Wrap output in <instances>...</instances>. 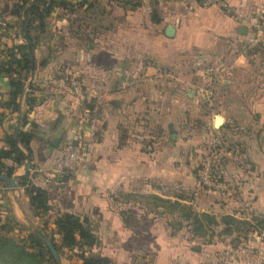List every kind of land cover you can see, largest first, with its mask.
<instances>
[{
  "label": "crops",
  "instance_id": "crops-1",
  "mask_svg": "<svg viewBox=\"0 0 264 264\" xmlns=\"http://www.w3.org/2000/svg\"><path fill=\"white\" fill-rule=\"evenodd\" d=\"M224 1L227 9L203 7L202 0H68L70 8L56 7L46 20L19 114L3 105L9 80L0 75V148L6 147L4 135L19 127L26 96L32 98V109L25 129L34 135L30 161L20 166L1 162L14 167L15 183L25 172L36 173L34 183L47 190L52 213L87 217L101 255L112 264H239L241 256L249 259L240 251L247 248L264 255V238L244 246L229 238L181 241L176 236L183 229L176 232L150 216L162 211L153 197L175 200V193L161 192V183L197 188L190 173V183H177L178 173L191 161V153L178 147L183 138L179 129L186 123L207 143L212 136L236 132L233 124L248 125L249 137L243 139L254 167L248 180L251 204L255 215L264 216V192L261 197L259 190L264 186V32L252 31L242 21L264 17V0ZM14 5L0 0V20L8 27L0 28V61L5 45L20 42ZM168 27L172 36L165 34ZM70 77L83 82L81 92L70 86ZM214 108L219 109L211 114ZM216 121L222 123L219 128ZM192 135L189 131L184 137L188 146L194 143ZM54 138H59L56 147ZM80 138L88 149L86 164L63 186L59 178L44 177L60 146ZM232 172L240 178L239 163ZM2 183L0 222L5 230L14 236H24L25 229L34 232L28 197ZM140 200L148 203L141 207V220L130 211ZM223 202L232 212L221 215L235 214L233 203ZM208 205L216 206L215 199Z\"/></svg>",
  "mask_w": 264,
  "mask_h": 264
},
{
  "label": "trees",
  "instance_id": "trees-1",
  "mask_svg": "<svg viewBox=\"0 0 264 264\" xmlns=\"http://www.w3.org/2000/svg\"><path fill=\"white\" fill-rule=\"evenodd\" d=\"M13 1L15 15L20 18L17 33L20 42H12L4 46L5 59L0 61V75H6L9 80V98L3 105L12 113L19 114L26 81L30 73L36 69L33 53L40 38L46 33V20L56 7L66 9L70 5L68 0L66 2L64 0ZM133 6L137 7L139 4ZM152 18L157 20L155 12L152 13ZM4 30L8 31L6 24ZM44 64L45 62H41L39 66ZM31 86L30 81L27 84L28 90ZM26 99H28L26 102L28 107L19 120V127H16L11 134L4 135L3 142L6 147L0 148V175L7 178H12L14 167L4 165L2 160H11L14 165L20 166L32 158L30 143L34 135L32 130L25 129L26 119L32 109L30 102L32 98L26 96ZM20 147L26 153H23ZM35 175L36 173L33 175L25 172L16 179V186L28 197L35 231L25 229L24 236L10 235L5 230L4 223L0 222V264H59L52 257L41 237L47 239L60 256L65 255L69 261L75 260V264H112L109 258L101 255L100 241L90 228L87 217L69 212H51L48 192L34 183ZM71 176L72 174L62 175L59 178V185L63 186ZM2 185L6 186L4 183ZM174 198L175 200L171 202L153 197L155 206L163 208L171 217L168 225L176 232L186 229L192 237L205 239L207 243L213 242L217 237L221 239L230 237L242 228L258 235L264 234L263 215L252 213L250 219L243 220L235 217V214L198 213L187 203L188 198L183 195H174ZM12 223L17 225L14 220Z\"/></svg>",
  "mask_w": 264,
  "mask_h": 264
},
{
  "label": "rangeland",
  "instance_id": "rangeland-1",
  "mask_svg": "<svg viewBox=\"0 0 264 264\" xmlns=\"http://www.w3.org/2000/svg\"><path fill=\"white\" fill-rule=\"evenodd\" d=\"M70 79V86L78 87V91L81 92V89L84 87L83 82L77 77H70ZM217 109L219 108L212 109V112L210 111L211 114H216ZM233 125H235L237 128L236 132L230 131L228 134L219 137L212 136L209 140V143H207V140L200 138V131L198 132L193 124L186 123L182 125L183 127H180L179 129L183 136L181 144L182 146L178 145V147L181 148L184 153H191V161L188 164L189 167L184 165L185 171L182 170L181 173H178L177 183L183 185L184 183H190L186 177L187 174L190 173L192 177L191 183H197V188L192 189V186L185 187V185L175 188L171 183H161V192L166 191L170 194L175 193V195H183L184 197L188 198V200H190V203L192 202L191 207L195 212L198 213H202V211H206L208 213L220 211L218 212L220 215L221 213H231L232 206H228L225 204V202H223L229 201L230 204L233 203L234 205L235 217L243 220L250 219L252 213L254 214L251 204L253 202L252 199L254 193L252 192L248 180L251 178L250 174L252 173V170H254V167L249 163L247 145L245 142L246 140L243 139V137H246V139L249 137V129L248 125L246 124ZM233 125H230L232 126L230 129H233ZM188 130L194 135V143L191 146H188L189 144L184 142V137H188ZM164 133L165 130H162L161 137H165L166 134ZM160 142L162 143L163 139ZM182 161H184V158H182ZM237 163H239L241 166V176L240 178L238 176L239 179L234 177L232 172L233 166ZM259 190L260 196L262 197L264 186L260 187ZM213 199L216 201V206L211 207L208 204L211 203ZM146 203V201L141 200L138 204L133 203V206H131L132 210H130L133 211V216L137 215L139 220H141L143 217L141 214L144 212L143 210L141 213V207H146ZM209 208H211V211H208ZM160 209H162L160 215L156 210H153L154 212H152L150 216L155 215L161 218L162 222L167 224V221H170L171 218L163 210V208ZM183 231L184 232H181V234L176 236V239H181V241H205V239L192 237L190 232L186 229ZM216 232H218V230ZM218 238L221 239L220 237H217V239ZM225 238H229V241H231L233 244L240 243L241 246H244L252 245L250 241H252L253 238H258L260 240L263 239L264 234L258 235L254 232L247 231L245 228H242L239 232L234 233V235ZM61 262L62 264H75L76 261H69L66 259V256L63 255L61 256Z\"/></svg>",
  "mask_w": 264,
  "mask_h": 264
},
{
  "label": "built area",
  "instance_id": "built-area-1",
  "mask_svg": "<svg viewBox=\"0 0 264 264\" xmlns=\"http://www.w3.org/2000/svg\"><path fill=\"white\" fill-rule=\"evenodd\" d=\"M203 7H220L222 9H227L224 0H202ZM244 25L250 30L257 33L264 32V17L263 15H251L244 17L242 19ZM5 23L0 20V28L4 29ZM78 91V87H73ZM88 158V149L86 144L80 139L75 140L73 143L60 146L57 156L48 171L44 173V177L49 179H58L64 174H73L78 169L82 168ZM16 188H18L16 186ZM19 189V188H18ZM246 249V248H245ZM242 252H247L249 259L243 258L239 259V264H264V255L260 250L254 248H247L246 250H241Z\"/></svg>",
  "mask_w": 264,
  "mask_h": 264
},
{
  "label": "water",
  "instance_id": "water-1",
  "mask_svg": "<svg viewBox=\"0 0 264 264\" xmlns=\"http://www.w3.org/2000/svg\"><path fill=\"white\" fill-rule=\"evenodd\" d=\"M167 36H172L173 35V29L171 27L166 28V33ZM221 121H216L215 122V127L219 128L221 126ZM51 144L56 147L59 144V138H54L51 141ZM29 168L28 163L24 164V169L27 170ZM0 181H3L4 183L7 184V186L10 189H15L16 188V183H15V178H7L3 175H0ZM41 239L44 241V244L47 246V248L49 249L52 257L55 259V261L59 264H62L61 262V257L60 255L56 252V250L53 248L52 244L45 239L44 237H41Z\"/></svg>",
  "mask_w": 264,
  "mask_h": 264
}]
</instances>
